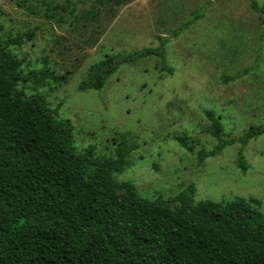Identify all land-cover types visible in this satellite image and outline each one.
<instances>
[{
	"label": "rangeland",
	"instance_id": "1",
	"mask_svg": "<svg viewBox=\"0 0 264 264\" xmlns=\"http://www.w3.org/2000/svg\"><path fill=\"white\" fill-rule=\"evenodd\" d=\"M198 10L200 18L170 35ZM15 35L23 42L9 48L24 74L71 70L66 83L47 79L36 91L58 106L56 119L71 122L79 150L91 145L114 157L120 143L136 147L114 179L131 181L147 198L175 195L191 183L194 201L253 197L264 216V132L242 147L246 169L238 165V142L201 163L197 157L217 143L205 110L219 117L224 139L264 124V14L249 0H0V38ZM147 46L163 48L172 73L149 56L119 64L99 90L78 89L104 55ZM32 86V77L20 84L28 94Z\"/></svg>",
	"mask_w": 264,
	"mask_h": 264
},
{
	"label": "trees",
	"instance_id": "2",
	"mask_svg": "<svg viewBox=\"0 0 264 264\" xmlns=\"http://www.w3.org/2000/svg\"><path fill=\"white\" fill-rule=\"evenodd\" d=\"M249 7L264 14V3L249 0ZM201 16V10L192 12L170 35ZM22 42L21 35L0 38V264H264L257 199L194 201L192 183L175 195L147 198L131 181L114 179L136 147L120 143L114 157L97 155L91 145L79 150L71 122L56 119L58 106L51 108L36 91L47 79L66 83L71 70L24 74L9 48ZM149 56L160 59V71L172 73L163 48L147 46L104 55L89 65L78 89L99 90L119 64ZM31 77L35 91L28 94L20 84ZM205 114L217 143L200 149L198 162L238 142V165L246 169L242 147L264 132V124L224 139L219 117L209 109ZM175 139L193 151L185 136Z\"/></svg>",
	"mask_w": 264,
	"mask_h": 264
}]
</instances>
